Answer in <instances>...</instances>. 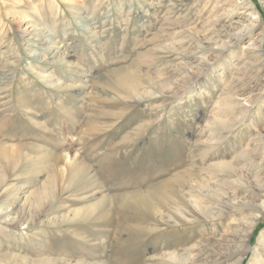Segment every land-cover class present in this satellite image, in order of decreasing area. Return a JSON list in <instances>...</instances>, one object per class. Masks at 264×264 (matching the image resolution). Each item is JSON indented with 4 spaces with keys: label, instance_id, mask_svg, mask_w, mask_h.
<instances>
[{
    "label": "rangeland",
    "instance_id": "obj_1",
    "mask_svg": "<svg viewBox=\"0 0 264 264\" xmlns=\"http://www.w3.org/2000/svg\"><path fill=\"white\" fill-rule=\"evenodd\" d=\"M255 15L200 74L205 47ZM262 60L264 0H0V147L16 159L0 162V264H206L233 248L262 211V183L227 184L193 221L173 218V198L190 202L195 173L242 166L236 154L264 139ZM121 74L156 96L117 91ZM227 86L254 102L243 122L223 123ZM153 188L148 205L129 200ZM249 240L241 264H264L263 214Z\"/></svg>",
    "mask_w": 264,
    "mask_h": 264
},
{
    "label": "bare ground",
    "instance_id": "obj_2",
    "mask_svg": "<svg viewBox=\"0 0 264 264\" xmlns=\"http://www.w3.org/2000/svg\"><path fill=\"white\" fill-rule=\"evenodd\" d=\"M257 18L258 17L255 15L254 20L247 22L240 31L236 32L235 34L230 35L232 37L231 39H228V38L223 39L219 43H217L214 47H205L206 49L205 53L202 52L203 54L201 55V58H200V61L203 60L204 62V66L201 67L202 70L200 74H202L203 71H205L208 68V66H210L209 64L210 60L208 58V55H213L214 53L216 58H218V60L221 59L224 62V59L228 57L230 51L234 49L232 47L236 46L234 42L241 39L245 31L247 30L249 31V29H251V27L253 26V23L257 21ZM186 41H188V39H186ZM262 41H263V37H258L256 40L252 39L251 41H248V44L250 45L249 48H251L250 51L253 54L256 53L257 55H259V57H261L262 55V50H261ZM169 48L170 47H166V49H169ZM261 62L264 63V60H262ZM134 75H131V74L117 75L113 78L111 86L115 88L117 91H120L123 94L129 97H132L136 100H143L146 98H150L152 96H156L157 93L153 92L152 91L153 89L147 90L145 87L139 88L137 81L133 77ZM49 82L51 83L52 81L49 79ZM147 84L149 85L150 88H152L151 80L150 81L148 80ZM224 91H225V94L222 99L223 101L222 105H223V110H225V116H224L225 120H223V123L231 124L232 122V124H236L238 122H243L245 119V116L248 113V110L251 109L250 107L252 106L254 102L247 100L248 103L250 104L245 105V104L240 103V101L237 98L236 99L232 98L234 95L233 87L227 86L225 87ZM223 115H224V112H223ZM253 140L255 141V147L250 150L251 152L246 153L245 151L241 150L239 153L236 154L237 157L243 159L242 161H244V163L242 164V166L240 165L237 166V164L232 163V160L231 161L229 160L226 162L225 161L220 162L217 166H215L216 168L215 170L210 169L209 167H206L203 169L207 171V173L213 172V174L216 175L215 177L211 174L210 175L209 174L200 175L198 173H195L197 185L192 186L190 188V191L192 192L191 195L195 198L193 199L190 198L191 201L188 202L183 197V194L176 195L175 198H173L174 199L173 200L174 212L172 211L173 218H175L177 221H184V220L193 221V220L203 218L202 216L199 215L200 213H203L204 215H209L210 213L213 212L212 210H209V208L213 207V203H214L213 194H215L218 198H222L223 195L227 194V191L224 188V186H226L227 184H231L234 187L242 188V185H241L242 183L241 184L235 183L236 181L242 178L246 179V181L249 180V182L252 181L254 184L262 183V186L259 188L260 193L258 195L264 200V178L260 177L261 172H264V139L257 141L256 138H253ZM8 150L3 147H0V162L4 160L10 163L13 161V159H15L12 157L11 155L12 153H9ZM207 156L208 154H201L199 157L197 158L195 157L194 163L202 164L207 159ZM12 164H15V163H12ZM231 178L232 179L236 178V179L230 180ZM53 181H54V177L49 175L46 181L49 187L53 184ZM41 187L42 186L40 184L38 187L36 186L35 188L37 190V193H36L37 197H41L42 195V191L40 190ZM166 187L168 186L166 185ZM44 191H45V188L43 192ZM150 191L151 192L149 191L145 192L143 190H140L138 192L131 193L130 196L128 195L130 197L129 200H131L133 204H136L139 206L140 205L146 206L150 202L152 195H156L157 197V194L163 193V191H158V189L156 188H153ZM252 191L257 193L254 189ZM50 194L51 192L49 191L48 195ZM26 199L27 197L24 200ZM262 214L264 215V201L262 202V211H260V213L254 214L253 217L250 218V221L247 222L245 226L241 227V231L238 232L239 234L237 236L238 237L237 240L233 242V245H234L233 248L228 249L226 247L227 250L223 252H221L220 250L218 251V250L213 249L212 254L211 253L207 254L211 258L206 260L205 263L206 264H241L245 254L251 248L250 244L248 243L250 232L254 224L259 220L260 217H262ZM17 222L21 223L23 221L20 220ZM176 258L180 259V256ZM186 258L188 257H184L183 259H186ZM262 263L263 261L259 260L257 264H262ZM21 264H26V263L22 262Z\"/></svg>",
    "mask_w": 264,
    "mask_h": 264
}]
</instances>
